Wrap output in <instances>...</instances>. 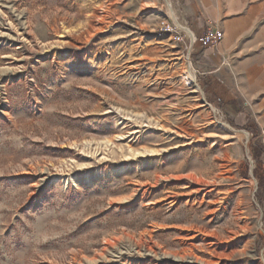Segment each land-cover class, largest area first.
<instances>
[{
  "label": "rangeland",
  "instance_id": "rangeland-1",
  "mask_svg": "<svg viewBox=\"0 0 264 264\" xmlns=\"http://www.w3.org/2000/svg\"><path fill=\"white\" fill-rule=\"evenodd\" d=\"M170 3L0 0V264H264V0L220 70ZM178 57L199 91L143 78Z\"/></svg>",
  "mask_w": 264,
  "mask_h": 264
},
{
  "label": "crops",
  "instance_id": "crops-1",
  "mask_svg": "<svg viewBox=\"0 0 264 264\" xmlns=\"http://www.w3.org/2000/svg\"><path fill=\"white\" fill-rule=\"evenodd\" d=\"M187 15L183 21L191 31L201 37L209 25L222 32L221 40L215 45H204L198 42L194 53L209 66L223 68V59L229 56L231 46L236 44L235 39L248 36L253 22L259 17H249L241 13L244 7L259 3V0H177Z\"/></svg>",
  "mask_w": 264,
  "mask_h": 264
},
{
  "label": "bare ground",
  "instance_id": "bare-ground-1",
  "mask_svg": "<svg viewBox=\"0 0 264 264\" xmlns=\"http://www.w3.org/2000/svg\"><path fill=\"white\" fill-rule=\"evenodd\" d=\"M152 1H155V0H152ZM167 3L169 6H171L170 0H167ZM176 60H175L176 62H174L173 60L167 62L164 67L154 70L152 74L144 76L143 78H145V81L148 83H151V82L157 83L159 81L160 82L165 81V82H168V84H172V86H182L183 88L191 87L192 89H194V91H199L200 87L196 84L195 69L193 68V66L190 65L186 67L184 63L181 62V58H179L180 61L178 59ZM244 134L248 136V133L244 132ZM71 178L72 177L70 176L67 180H70ZM239 208H240V203L238 201L237 206H236L237 216H240ZM200 233H201V237L203 241L208 239L209 235L206 232L200 231ZM138 245L131 248L132 251L134 252L135 250L141 256L153 257L156 262L155 264H163V263L165 264H209L205 260H203L202 258L194 254L176 253V252L167 251L166 249L160 248V247L149 246V245H143V246H138ZM116 257H118V255Z\"/></svg>",
  "mask_w": 264,
  "mask_h": 264
},
{
  "label": "built area",
  "instance_id": "built-area-1",
  "mask_svg": "<svg viewBox=\"0 0 264 264\" xmlns=\"http://www.w3.org/2000/svg\"><path fill=\"white\" fill-rule=\"evenodd\" d=\"M160 30L163 33H168L175 37L176 43L183 45L184 49H186V54L189 59L195 51L198 42H201L204 45H215L223 36L221 31L215 29L213 25H209L205 34L201 37H197L189 27H179L173 21L168 20H163L161 22Z\"/></svg>",
  "mask_w": 264,
  "mask_h": 264
}]
</instances>
